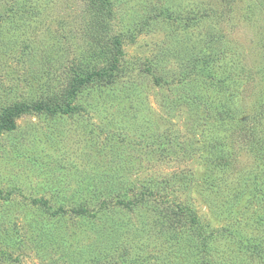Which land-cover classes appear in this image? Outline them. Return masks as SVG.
<instances>
[{
  "label": "rangeland",
  "instance_id": "obj_1",
  "mask_svg": "<svg viewBox=\"0 0 264 264\" xmlns=\"http://www.w3.org/2000/svg\"><path fill=\"white\" fill-rule=\"evenodd\" d=\"M106 70L0 128V264H264V0H0V112Z\"/></svg>",
  "mask_w": 264,
  "mask_h": 264
},
{
  "label": "trees",
  "instance_id": "obj_2",
  "mask_svg": "<svg viewBox=\"0 0 264 264\" xmlns=\"http://www.w3.org/2000/svg\"><path fill=\"white\" fill-rule=\"evenodd\" d=\"M112 67H115L113 65ZM113 74L109 71H95L93 73H82L76 76L72 83V87L70 92H64L60 91L57 94H61V96L58 97L57 101L60 100L61 102L58 105L55 104H49L46 99H41L39 101L29 103V102H17L12 105H9L5 108H3L0 112V128L5 131H13L16 128V119L21 116L22 114L26 113L27 111H50L52 113H57V111H67L65 110V105L70 107L72 100H74L77 97V92L86 84H90L93 81L102 82L103 80L110 81L113 79ZM99 80V81H98ZM53 95L51 98L54 99L56 96ZM63 103V104H61ZM156 190L151 191L152 195L156 194ZM132 206L131 204H128ZM182 209V208H181ZM77 213H81L79 210ZM179 213L182 215V218L180 216L178 218L173 219L174 224L182 225L184 227V224H188L187 230L188 232L183 233L186 237V241L192 240V242L195 239H198L197 245L193 246L192 252L188 253V259L191 264H213L210 260H208V256L204 255V252H207L205 250V244L208 242V238H206L203 234V228L200 224L199 218L197 215L193 212L191 215H188L185 213V211L182 209L179 211ZM264 217V216H262ZM260 217L258 220V223L264 226V218ZM226 229H214L213 232L210 233L209 236L215 237H223L224 232ZM212 231V230H210ZM183 232V231H182ZM190 235V236H189ZM227 236V235H226ZM232 239L234 241L237 240V250L238 251H244V254H248L250 252L252 245L254 243V238H249L246 240L242 236H235L233 235ZM194 243V242H193ZM256 249H259V245L255 246ZM236 252V251H235ZM203 253V256H202ZM245 260H240L239 264H245Z\"/></svg>",
  "mask_w": 264,
  "mask_h": 264
}]
</instances>
